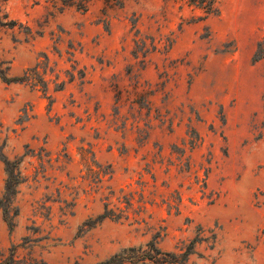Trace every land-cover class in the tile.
Here are the masks:
<instances>
[{
	"label": "rangeland",
	"instance_id": "1",
	"mask_svg": "<svg viewBox=\"0 0 264 264\" xmlns=\"http://www.w3.org/2000/svg\"><path fill=\"white\" fill-rule=\"evenodd\" d=\"M121 1L94 0L85 12L58 11L52 0L2 2L18 24L0 30V63L16 76L47 61L48 90L0 77V145L10 158L26 144L61 157L45 163L49 179L40 174L21 187L13 231L0 210V249L36 226L49 237L33 246L38 259L94 264L156 233L163 250L180 248L202 226L216 242L197 246L194 264H264V58L254 61L264 0H215L218 12L208 16L186 0ZM147 91L150 110L140 109L136 92ZM193 128L200 140L192 147ZM93 160L112 176L92 183ZM38 163L26 157L22 167L31 175ZM4 179L0 160V196ZM107 187L134 200L143 190V212L99 222ZM57 189L75 202L73 213L63 215L55 201L49 219L36 214Z\"/></svg>",
	"mask_w": 264,
	"mask_h": 264
},
{
	"label": "trees",
	"instance_id": "2",
	"mask_svg": "<svg viewBox=\"0 0 264 264\" xmlns=\"http://www.w3.org/2000/svg\"><path fill=\"white\" fill-rule=\"evenodd\" d=\"M5 0H0V30L13 29L17 24V20L11 18L9 13L5 10L2 2ZM54 6L58 11H62L68 7H75L77 10L85 12L88 10L90 4L94 0H52ZM112 1L113 4L118 5L122 3L121 0H107ZM189 4H193L200 9H203L206 16L210 14H215L218 12V7L215 0H186ZM20 25V24H19ZM27 33H31L28 30ZM139 45V46H138ZM151 46L155 48L154 39L151 41ZM139 50L143 53L148 51L146 48V42L141 41V45L137 44ZM146 48V49H145ZM137 57V51L134 52ZM145 56V55H144ZM264 58V40L258 43V48L254 54V61ZM45 59L47 57L45 56ZM4 62L0 63V77L6 83H23L29 85L32 88H38L44 93L48 90V82L45 79V73L47 71L48 62L43 61L41 64L36 63L35 66L29 67L22 71L20 75L11 76L9 74V66H3ZM41 68V69H40ZM79 78L84 76L83 70H77ZM70 81L74 79L75 72L69 73ZM64 81H59L56 83V90H62L64 88ZM120 93V91H119ZM147 92H136V98L133 102L137 103L140 109L147 108L150 110V100L146 95ZM50 97V96H48ZM28 119V115L25 114L18 121L22 123L24 120ZM200 140L199 133L193 128L189 134V144L193 147ZM5 147V142L0 145V160L3 162L5 179L2 194L0 196V210L2 213V218L10 231H13L17 225V218L20 214V208L17 205V197L21 192V187L29 182V179L33 182H40L39 175L44 180L49 179L46 177V166L45 163L51 165L52 160L58 162L60 160V154L52 159L50 152L43 146L38 148H32L28 144L25 145V152L21 156H15L10 158L3 151ZM178 149V148H177ZM180 153V162L183 163L185 167H189V162L181 161L184 154V150L178 149ZM64 157L67 154H63ZM26 157L35 158L38 163V168L36 167L33 174L28 175L22 167L23 161ZM94 168H88V177H91L92 183H100L101 180L107 175L109 178L112 176L111 166L102 167L101 164L94 161ZM97 186V185H96ZM48 188V186H46ZM108 193L104 196L103 200V211L99 214L97 220L102 222L105 219L111 221L120 222L129 220V218L134 217V215H140L145 208L146 202L143 190L139 193L138 200H134V195L132 192H125L123 189L116 190L111 187H107ZM58 198L52 199L51 195H45L44 198L38 202V205L34 209L36 214L49 219L52 210V205L49 202H62L59 207L63 215L72 214L75 202L68 201L67 199H60V190L57 189ZM74 199V198H73ZM174 200H167L166 204L169 209L175 207L173 204ZM135 203H139L135 210H132ZM149 203H152L149 202ZM132 210V211H131ZM133 215V216H131ZM136 221V220H135ZM32 234L23 236L22 243L11 244L6 249H0V264H51L43 259H38L33 255L32 248L37 243L44 239H48V236L41 235L39 227L31 226L28 228ZM160 233H156L151 239L138 244L129 245L119 249L117 252L110 255L105 260L94 264H194L191 261V255L196 253L197 246L204 244L206 248L212 249L216 242V232L213 229H205L202 226L197 227L195 234L192 238L188 239V242H182V245L176 246L174 250L167 251L163 250L159 245ZM22 248L24 250L28 249V252L21 256L18 249ZM74 264H79L75 262Z\"/></svg>",
	"mask_w": 264,
	"mask_h": 264
}]
</instances>
